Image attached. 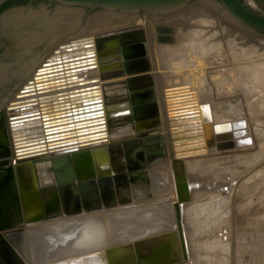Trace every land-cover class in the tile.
<instances>
[{
	"label": "bare ground",
	"instance_id": "obj_1",
	"mask_svg": "<svg viewBox=\"0 0 264 264\" xmlns=\"http://www.w3.org/2000/svg\"><path fill=\"white\" fill-rule=\"evenodd\" d=\"M192 5L186 6L190 7L189 9L182 10L186 8L183 7L159 16L161 17L159 18L160 26H157L155 19L150 18L139 22L138 17L122 16L118 18V22L124 24L99 29L105 25L107 19L100 17L94 20L93 17L94 21L90 23L91 26L83 33L58 42L49 52L45 51L41 60L36 62L34 70L28 69L27 65L19 66V69L14 70L15 73H20L28 69L30 76L10 100L0 105V110L4 112L3 124L9 145L8 156L11 162H15V165L20 168L18 172L21 183L23 184L22 176L28 170L32 174L31 185L41 189L52 187L50 160L55 157L69 156L74 180L91 182L96 186L97 193H99L100 183H104L109 196L104 201L101 199L94 201L100 207L95 210H81L77 213L63 215L57 209L53 212L54 215L38 220L32 219L37 213L38 206L25 205L24 213H22L24 224H20L18 234L10 237L8 241L20 255V261L12 253L7 252L10 247H5L2 251L9 258L10 264H109V261L117 263L119 258L130 259L129 264H134L136 259L140 264H157L149 261L152 254L162 257L165 250L170 251L174 257L163 264H229L226 261L230 254L226 244L228 242L223 243L220 239L217 240L216 235L220 234L217 228L228 224L229 209L227 206L223 208L220 224L217 222L219 219L216 221V214L221 212L219 208L230 200L231 195L234 198V194L238 192L237 188H233L234 192L231 189L236 173L233 179L229 175L231 174L229 171L236 168L233 167L234 164L237 165L238 162L244 164L242 166L239 164L242 170L240 166L238 167L239 171H242L240 181L251 188H249L250 193L253 187L260 186L264 182V173L261 170L263 165L262 168L259 166L258 170L254 168L255 171L251 170L264 158V112L259 113L256 107V113L251 109L252 107L250 111H247L250 112L248 117L252 115L253 120L258 122L254 124L251 118L252 122L243 118V113L240 114L243 110L241 111L238 106L228 109V105L225 106L226 103L220 104V98V102L217 101L219 104L216 103L217 106H215L209 103L212 98L207 99V102L206 97H210L201 95L207 86L210 89L216 86V82L213 85L211 78L220 74V67L215 65V67H210L211 62L208 61V56L224 50L229 53L230 57L236 48L245 52V49L249 47L245 42H248L250 37L245 33H237L235 23L224 12L219 11L218 8L217 10L215 5L204 2ZM38 15L32 19L21 11H14L0 17L2 31L7 33L18 29L21 31L20 35L23 31L27 33L26 36L21 35L19 39L22 49L27 53L34 54L40 50L47 39L45 33H35L29 27L36 25V21H39ZM138 23L144 24L148 31L147 42L150 46V59H153L152 66L147 61L149 66L147 72L131 75L117 74L120 68L115 61V55L111 51H98L95 40L99 35L109 31L117 32L127 27L136 29ZM154 25L168 30V32L160 33L163 39L158 41L168 42V44H159L156 40L154 44L155 36L152 29ZM93 27L97 30L92 31ZM170 34L171 37L168 36ZM258 41H260L257 43L258 49L263 50L264 40L258 39ZM256 52L255 54H258ZM246 53L251 54V50ZM263 54L260 55L263 56ZM75 60H78L80 64L61 68L62 75L46 74L52 71L37 74L38 69H52L57 64L71 63ZM261 64L255 65L254 63L253 65L260 67ZM262 65L264 66V63ZM263 66H261L263 69L260 67L261 71L257 70V72L254 68L255 71L252 72L251 78H248L251 80L249 81L251 88L250 85H246L250 89L249 92H252V95L249 93L252 100L260 98L257 102L254 100L256 103L259 102L260 111L264 110ZM5 67L0 66V76L12 70L11 67ZM77 68L80 71L76 72ZM71 69L73 71H70ZM143 75L151 76L154 81L161 83L162 97L157 104L152 92V108H154L152 115L149 113L150 115L145 118L134 120L127 102L123 104L117 101L125 97L126 92L128 93L123 83L125 79ZM36 77L39 78L34 80ZM107 78L114 80L101 82L102 79ZM194 79H197L198 84L194 82L197 86L192 83ZM79 83L83 85L79 86ZM35 84H40L38 85L40 87L32 88ZM112 84L116 86L104 89L105 86L111 85L112 87ZM27 88H32V90L28 89L26 93L19 92ZM81 88H89L83 90L85 96L81 98L85 101L92 96L98 99L90 103L92 105L90 107H96L93 109L94 115L82 118L84 125L81 127L83 133L80 135H85V137L73 139L68 135V132H74L75 129L68 127L70 122L41 126V115H58L61 109L58 108L60 102L57 100L67 98L71 91ZM111 95L115 97L109 100ZM31 99L37 100L38 104L28 106ZM252 100L250 105H254ZM111 101H114V104H110ZM256 103L255 106H257ZM238 110L241 112L238 113ZM117 112L126 114L111 117ZM29 113L35 114L25 115ZM22 114L24 115L20 117ZM247 121L250 125L253 123V129L249 128ZM152 128L161 130L167 142L168 151L163 158L154 160L148 165L146 178L138 179L136 183L131 180L133 181L131 186H138L128 190L131 203L113 207L115 205L112 181L114 177L100 176V178L97 172H86V167L89 165L96 169L95 166L99 163H109L108 156H118L122 152L121 144H113L114 139ZM46 131L49 133L46 134ZM108 142H110L109 146H107ZM109 149H113V152ZM71 151H77L78 155L68 153ZM98 152H102V157H95ZM254 157H258L257 160ZM123 169L120 168V174L124 173ZM179 178H184L186 184V196L181 199L175 188L176 180ZM253 193L256 194L255 189ZM259 194L261 196V193ZM245 196L242 197V201H238L239 204L236 203L244 212L246 211L244 208L250 204L248 203L249 198H252L248 195L244 199ZM107 199L108 206L101 207ZM247 214L243 218L244 221L240 222L242 223L240 224L241 229L246 231V234L248 230L251 232L250 230L256 223L252 225L251 220L256 219L250 220L252 215L247 216ZM6 215L4 219L8 218V222L12 224L19 220L15 212H9ZM261 219L263 223L264 219ZM258 230L252 231L257 232ZM203 231L208 237L207 239L205 237L204 241L199 240L197 236V233L202 232L203 234ZM211 233L213 235L209 237ZM257 235L255 233L256 237ZM250 237L247 239L252 241ZM243 239L246 238L243 237ZM242 240L240 239V242ZM238 245L241 248L243 244ZM115 246L119 247L110 254L107 253L108 249ZM253 247L259 248L258 246ZM0 258L3 259L2 254Z\"/></svg>",
	"mask_w": 264,
	"mask_h": 264
},
{
	"label": "rangeland",
	"instance_id": "obj_2",
	"mask_svg": "<svg viewBox=\"0 0 264 264\" xmlns=\"http://www.w3.org/2000/svg\"><path fill=\"white\" fill-rule=\"evenodd\" d=\"M242 1L254 13H256V14H264V0H242ZM203 2L207 3V4L209 3L212 6L215 5L214 7H216V9L218 8L219 11H222V12H224L227 15V13L223 9H221L220 5L215 0H192L190 2V5L193 4L192 6H195L196 4L203 3ZM4 4H5V6L0 9V17H2L5 14H8L10 12H14V11H21L27 17H32V19L37 14H39L38 15L39 16L38 17L39 21H36V23H35L36 25H31L29 27L31 29H33L35 33H42V34L45 33L47 35V39L43 43V45L40 48V50L36 51L34 54L32 52L27 53V52H25L24 49H22L21 42L19 40L21 35L26 36L27 33H25V31H23L22 34L20 35L21 31H18V29H15V30H12V31L10 30V31H8L6 33L5 31H2V27L0 25V66H2V67L6 66L7 68L11 67V69H12V70H9V72H7L6 74L0 76V105H4L6 103V101L10 100L11 97H13V95H15V93L18 91V88L21 86V84H23L24 81L27 78H29L30 72L29 73L27 72L28 69L32 68V70H34V68L36 67L35 66L36 62L39 59L41 60V58L45 55V51L49 52L53 48H55V46H56V44L58 42L66 41V40H68L69 38H71L73 36H77V35L83 33L84 30L88 29L91 26L90 23H92V21L97 20L100 17H103V19L106 18L107 21L105 22V25L102 28H99V29H107V28H111V27H115V26L118 27V25L120 26V25L124 24L122 22H118V18L122 17V16L138 17V19L140 20L139 22L145 21L146 19H150L151 18V19H153V20L155 19V21H157V23H156L157 26L161 25L160 24L161 22L159 20V18H161V17H159L157 15L146 17L144 15V13H142V12L141 13L139 12L136 15H130V14L128 15V14L121 13V12H118V11H110V12L106 11L105 12L103 10H89V9L81 8V7L63 6V5L47 3V2H44V1H38V0L26 1V2H21L20 0H8V1L4 2L2 5H4ZM189 8L190 7H186L184 9H182V10H186V9H189ZM92 18L94 20H92ZM115 19H116V21H115ZM115 22H118V23H115ZM139 25H141V26H139ZM235 25L237 26V30H236L237 33H245L246 35H248L250 37L249 41L245 42V44H246V46H249L248 48H249V50H251V54L247 55L246 52L249 51L248 48L245 49V52L244 51L242 52L240 50V48H238V49L236 48L235 49L236 51L234 50V52H233L234 55L230 54V57H229V53H226L227 51L225 52L224 50L219 52V53H216L215 55H214V53H212L211 56H208V61L211 62L210 67H212L214 65L216 67H220L219 68L220 71L218 70L220 74L219 75H215L214 77L211 78L212 83L214 82L213 85L216 82V84H215L216 86H213V89L212 88L210 89L207 86L206 90L208 92L205 89H203V92L205 93V95H204L203 92H201V95L210 97V98L206 97V100L207 99L209 100V99L212 98V100H209V103H212L215 106H217L216 103L219 104L217 101L220 102V100H221L220 104L222 102L226 103V105L225 104L224 105L226 107L228 105V107H229L228 109H230V107L234 108V107L238 106L241 111L243 110L242 112L238 110V113H240V112H241L240 114L243 113L242 115H244L243 118H245V120L247 119V120H249V122L253 121V123L255 122L254 124H257L258 122L253 120L254 118H252V115H251V117H248L250 112H247V111H250L251 107H252L251 109H253V111L255 113H256V110L259 111V113H263L264 110L260 111L259 108H258V103L259 102L256 103L257 101H259L260 98H258V99L256 98V100L254 99L256 102L254 100H252V98L250 96V94L252 95V92L251 91L249 92L250 89H248L249 87L251 88V85L249 83V81L251 82V80L248 79V78H251L252 72L255 71V69H256L255 72H257V70H260V67L263 66L262 64L264 63V59H263L264 58V54H263L264 53L263 52L264 49L263 50L258 49V44L257 43L260 42V41H258V39L264 40V33L258 32V31H251V30L243 29V28L239 27L236 23H235ZM155 27L156 26L154 25V27L152 28L154 36H155V38L153 39L154 44H156L155 40H156V35H157L156 32H155ZM137 29H140V31L142 32V37L144 39L142 41V44H144V51L146 53V60L152 66V62L151 61H153V59H150V57H151V55H150V46H149V44L147 42L148 38H149V35H148V31L145 28V25L141 24V23H138V28H136V29L127 27V28H123V29H119V30L123 31V30H137ZM95 30H97V29L93 27L92 31H95ZM162 35H164V34H162ZM168 36L171 37V34L168 35ZM256 38H257V40H256ZM149 42L151 44V40L150 39H149ZM157 43H159V44H168V42H157ZM254 48H255V50H254ZM151 50H152V46H151ZM257 50H259V51H257ZM194 51L196 52L197 50L195 49ZM255 52L258 53V54H255ZM260 52H262V53H260ZM260 54L261 55L263 54V56H261ZM232 55H233V58L231 57ZM254 63H255V65L256 64L260 65L261 63L262 64L259 67V66L253 65ZM248 64H250V65H248ZM24 65H27L28 69H26V70H24V71H22L20 73H15L14 72L15 69H17V68L19 69V66H24ZM251 65H252V67H250ZM261 69H263V68L261 67ZM247 75H250V76H247ZM216 78H218L219 80L216 79ZM109 80L112 81L114 79H108V78L105 79V80L102 79L101 82H108ZM147 80H148V83L150 84V86L152 88L150 90V95L152 94V92L154 93L153 95H155V102L158 104V101L162 97V85H161L160 82L154 81L151 76H149V78ZM208 80L210 81V77H209ZM208 80H207V82H208ZM195 81L198 84L197 79H194V81H192V83H193L194 86H197L196 83H194ZM246 85H250V86L248 87ZM115 86H116L115 84H112V87H111V85L110 86H105L104 89L113 88ZM245 86H246V88L248 87L247 90H246ZM215 90L218 92V95H217V92ZM206 92L209 93V94H207ZM126 94H127V92H126ZM143 96H145V95H143ZM114 97L115 96H112V95L109 96V100L114 99ZM224 97H226V98H224ZM134 98L138 99V97H134ZM219 98H220V100H219ZM250 99L252 100V104H254V105H250V103H251ZM208 100H207V102H208ZM210 101H213L214 103L210 102ZM248 101H250V102H248ZM113 102L114 101H111L110 104L111 103L114 104ZM255 103H256L257 106H255ZM244 106L246 108H244ZM209 107H210V105H209ZM255 107H256V110H255ZM153 109L154 108H152V107L146 108L145 109L146 110L145 116H146V114L150 115L152 113ZM244 109H246V110H244ZM246 112L248 113V115L246 114ZM232 117H235V116H232ZM240 117H242V116H240ZM250 118L252 119V121H251ZM3 120H4V112H3V110H0V126L3 129V134H4L5 138H6L7 150H8L7 154H9L8 139H7V134H6V131H5L4 124H3ZM262 120H263V118H262ZM249 122H248V125H250ZM253 123H251L249 128L252 127V129H253V127H254ZM1 127H0V129H1ZM156 138H157V143L156 144L155 143H151V146L148 149V151H144L143 149L136 148V149H134L131 152L130 158L134 162L133 166H138V168L136 170L140 173L139 175H140V177L142 176L141 177L142 179L146 178V176L148 175V173H146L148 165L154 160L163 158V156H165L167 151H168L167 142H166L163 134L161 133V130H159V129L157 130ZM114 140L115 141H114L113 144L121 141V140H119V138L118 139H114ZM124 140H125V138H124ZM109 145H110V142H108L107 146H109ZM253 148L257 149L255 147H253ZM109 151L113 152V149H109ZM121 151H122V149H121ZM254 151H256V150H254ZM101 153L102 152H98L97 156H95V157L96 158L97 157L98 158L102 157ZM122 157H123V151L118 156H116V155L111 156V157L108 156L109 162L113 161V163H115V168H117V170H119V167L120 168L122 167V163H121ZM256 158H258V157H254V159H256ZM260 161L261 162H258L257 164L254 165L255 167L252 165L253 167H252L251 170L255 171L256 169L257 170L259 169V166L260 167L262 165L264 166V158H262V160H260ZM238 163L241 166L244 165L243 163L242 164L240 162H238ZM239 164H237V165L234 164L233 165V167H236L237 170H236V168H234V170H232L233 167L231 165V167H232L231 170L232 171H229V173H231L232 175L227 173V174H229L232 177V179H233L234 174L236 173L235 176H234L235 177V182L233 183V187H231V189L233 190V188L234 189L237 188L238 192L235 193L236 196L234 194V198H232L233 195H231V198L229 200V201H231V203L229 201L224 203L223 207L219 208L221 212L219 211L220 213L216 214L217 215L216 216L217 217L216 221L219 219L217 222L220 224L221 219H222V217L220 218V216L223 215L222 210H223V208L225 206L228 207L229 213H230L229 214V218H228L229 219L228 224L226 226H222L221 228L220 227L217 228L218 230H220V231H218V232H220V234L219 233L216 234L218 236L217 240L220 239L223 243L228 242L226 244L228 246L227 248H228V251H229L230 254H228V257H227L226 261L229 262V264H264V225H262V224H264V221H263V223H261L262 222L261 218L264 219V182L260 186L253 187L252 188L253 190H251L252 193H250L249 192V188L250 187L245 186L243 184V182L240 181L241 176H242V175L240 176V174H241L242 171L240 172L239 170L240 169L242 170V167ZM10 165L11 164H10V159H9V166ZM101 167H103V166H101ZM238 167L240 169H238ZM115 168H113V169H115ZM102 170H105V169H100V171H102ZM261 170L264 173V167ZM95 171H96V169L93 166H89L88 165L86 167V172L93 173ZM118 173H119V171H118ZM118 173L117 174L113 173V175H118ZM227 174L225 176H227ZM238 178H239V180H238ZM239 181L242 182V183H240ZM134 187H138V186L126 185L122 189L123 196H122L121 201H117V198L115 197L116 198L115 199L116 202H115V205L113 207H115V206H120L121 207L122 205L124 206V205L130 204L131 200H130V197H129V193H128L129 191L128 190H129V188H134ZM113 189H114L113 192H114V196H115L116 190H115V188H113ZM139 189H142V188H139ZM254 189H255V193H256V190L258 189L257 190L258 192L256 194L253 193ZM232 192H234V190ZM247 193H249V194H247ZM259 193H261V196H260ZM244 195H246L244 199H246L248 195H250L249 197L252 196V198L248 197L249 200H250V202H248L250 204L247 206L248 209L244 208V210H246L245 211L246 213L243 210H241L239 208L240 206L238 205L240 200L241 201L243 200L242 197H244ZM253 196H255V197H253ZM258 200H259V203H258ZM13 201L14 200H11V205H12V203H14ZM233 201H234V203H232ZM236 203H238L237 204L238 207H236L237 206ZM11 205H10V207L8 209V213L9 212H15V213H17V216H18V212L14 211L15 209H14L13 206L11 207ZM26 205L27 206L28 205H31V206L32 205H36V206H38V201H37L36 197L33 196V195H31L30 197H27ZM250 206H251V208H250ZM238 209H240V210H238ZM241 211H243V212H241ZM246 214H247V216L252 215V217H253V215H257V216H254L253 218L252 217L249 218L250 220L251 219H254V220L256 219L257 220V221L256 220L255 221L251 220L252 225H253V223L256 222L254 224V226L258 227V228L255 227V229H254V226H253V229L250 230L253 234L251 232H248L249 230L247 231V234H246V231H242V229H241L242 227H241L240 224H242V223H240V222L244 221L243 218L246 217ZM18 219H19V216H18ZM3 220H4V218H3ZM258 222H260V223H258ZM28 223H31V222H28ZM3 224H8L6 226L9 227V226H12L13 224H17V222L12 224V222L10 223V222H8V220H6ZM21 224H24V223H21ZM222 228H223V230H222ZM227 228H228V230H227ZM256 229L257 230L259 229V230L257 232H255V231L253 232L252 231V230H256ZM221 232H223V233H221ZM242 232H244V233L242 234ZM255 233H256V235H257V233L259 235H257V237H256ZM205 235H207V234L204 231H203V234H202V232L197 233V236H198L199 240L203 239V241H204L205 237H206L205 239H207L208 237L205 236ZM211 235H213V234L211 233L208 236L210 237ZM244 235H246V236H244ZM250 235H252L251 236L252 238L250 237ZM243 237H245L246 239L250 237L251 240L253 239L252 240L253 242L250 241V239H247V240L243 239ZM226 238H228V239H226ZM230 238H231V240H230ZM240 239L241 240L243 239V240L240 242ZM238 244H243V245H242L241 248H239ZM249 244H251V246ZM253 246H258L259 248L256 249ZM1 247H2V250L0 252L1 254H2V251L4 250L5 247H10V249H7V252L12 253L16 258H19L18 260L20 261L21 257L17 253V251H15V249L12 247L11 243L6 242V244H4V245L2 244ZM232 248H234V249H232Z\"/></svg>",
	"mask_w": 264,
	"mask_h": 264
},
{
	"label": "water",
	"instance_id": "obj_3",
	"mask_svg": "<svg viewBox=\"0 0 264 264\" xmlns=\"http://www.w3.org/2000/svg\"><path fill=\"white\" fill-rule=\"evenodd\" d=\"M8 0H0V6ZM34 1V0H27ZM44 1L47 3H53L63 6H75L86 8L89 10H103V11H118L125 14L136 15L137 13H144L146 17L149 16H162L176 10H179L183 7L190 5L192 0H38ZM223 9L227 15L236 23L239 27L251 30L258 31L264 33V14H256L250 8H248L242 0H215ZM155 32L157 34L156 41H160L163 39L160 36V33L168 32L167 29L161 27H155ZM142 32L140 29L137 30H123V31H109L105 34L99 35L96 40V48L98 51H111L113 55H115V61L119 66V72L117 74L121 75H131L136 73H143L149 71L148 62L146 60V53L144 51V44ZM68 52V51H66ZM63 54V53H61ZM78 60L73 61L71 63H63L57 64L52 69H39L38 73H42L44 71H52L50 73H46L48 75H62L61 68L72 67L73 65H79ZM60 70V71H56ZM70 71H73L71 69ZM76 72L80 71L79 68L75 70ZM72 73V72H69ZM43 75V74H41ZM38 75V76H41ZM36 77L34 80L38 79ZM148 75H143L139 77L127 78L123 82L127 87L128 91H131V84L137 82L148 81ZM40 84H35L32 88H39ZM79 86H82L83 83H79ZM32 88H28L32 90ZM92 88V87H90ZM89 88H81L78 90L71 91L67 98L58 99L60 106L58 107L60 110L59 114H54L50 116L41 115L40 119L42 120L41 126L57 124L62 122H70L68 124L69 128H75L74 132H68V135L72 136L74 139L85 137V135H80L83 133L82 118H88L94 115L93 109L96 107L92 106L90 103L95 102L98 99L94 96L88 97V101L82 99L81 97L85 96L86 90ZM152 89V88H151ZM90 96L89 94H87ZM39 100V99H38ZM69 100V101H68ZM127 105L130 108L133 119L145 118L146 108L152 107V96L145 95L142 98L138 97V99L131 97L128 95ZM42 102V100H40ZM52 102V101H51ZM31 106L34 103V99H31L28 102ZM27 104V103H26ZM42 104V103H40ZM124 104V103H123ZM25 108V107H23ZM91 110V111H90ZM40 111V109H39ZM62 111V112H61ZM126 114L123 113H115L112 114L111 117H118L120 115ZM22 114L20 117H22ZM30 115V114H25ZM149 116V115H148ZM19 120V119H18ZM26 122V121H25ZM85 123V122H84ZM73 130V129H72ZM85 132V131H84ZM48 134L49 132H45ZM48 139V138H45ZM68 153H72V155H78L77 151H71ZM80 157V156H78ZM11 170L13 169V180L14 187L16 191L15 195V203L17 204L19 214V220L17 224H13L12 226L1 228L0 229V238H2L5 242L9 241V238L13 235H17L19 231L20 224L24 222L23 215L24 206L26 205L27 197L31 195L35 196L38 201L37 213L32 218L33 220H38L46 217H50L54 215V211L57 209L60 210V213L63 215L77 213L81 210L90 211L95 210L99 205H96L94 201H98L101 199L104 201L105 198L109 196L108 191L106 190V185L104 183H100L99 193L91 182H80L75 181L73 177V170L71 167V159L69 156H60L55 157L50 160V165L52 169V178H53V186L41 189L36 188L33 184L27 187L24 183L21 184L20 175L18 172L19 167L15 165V162H11ZM30 183V182H29ZM28 183V184H29ZM30 185V184H29ZM176 193L178 197H185L186 184L184 182V178H179L176 180ZM53 198V212L49 215L43 216V212L45 209V204L48 200ZM108 204L104 203L101 207H106ZM38 217V218H37ZM22 220V222H21ZM119 247V246H118ZM118 247H111L108 249L110 254L111 251L116 250ZM119 258V257H118ZM117 258V259H118ZM130 260V259H129ZM126 258H119L117 263L121 262L122 264H129V261ZM134 264H140L137 259L134 260ZM116 262L109 264H117ZM1 264V263H0Z\"/></svg>",
	"mask_w": 264,
	"mask_h": 264
},
{
	"label": "flooded vegetation",
	"instance_id": "obj_4",
	"mask_svg": "<svg viewBox=\"0 0 264 264\" xmlns=\"http://www.w3.org/2000/svg\"><path fill=\"white\" fill-rule=\"evenodd\" d=\"M20 1L26 2L27 0H20ZM4 6H5V4L2 5L1 8H3ZM27 84L29 85L30 81L27 82ZM130 86H131V91H128V93L125 94V97L120 98L117 101L118 103H126L128 95L129 96L131 95V97H140V98H142L143 95H150L151 86L148 83V81L132 83ZM27 90H28V88L22 89L19 92H25L26 93ZM36 99L38 100V98H36ZM37 100L34 101L35 104L36 103L38 104L39 100L38 101ZM29 114H35V113H29ZM157 130H158V128H152V129L140 131V132H137L135 134H131V135H128L125 137H121V138H119V140H121V141L118 140L119 142L115 143V144H121V149L123 151V157L121 159V163H122V168H124L123 169L124 173H122V174H120V172L118 173V171L120 170V167H119V170H117V168H115V163H113V161H110L107 164L99 163L95 166L96 167L95 172H97L99 177L100 176L114 177L115 180L113 179L112 181L114 183V188L116 190L115 197L117 198V201H121L122 196H123L122 189L126 185H131V183H133V181H134V183H136L138 181V179H142L139 175L140 173L136 170L138 168V166H133L134 162L130 158L131 152L136 148H140V149H143L144 151H148V149L151 146V143H155V144L157 143V138H156ZM124 138H125V140H124ZM7 151L8 150H7L6 138L3 134V129L1 127V129H0V229L8 227V226H6L7 224H3L6 220H8V218L7 219L5 218L4 220H3V218L5 217L6 213H8V209L11 205V200H14L15 195H16V191H15V187H14L15 184H14V180H13V173L11 170V165H12L11 159H10L11 165L9 166V158H8L9 156L7 154ZM101 166H103V167H101ZM113 168H115V169H113ZM100 169H105V170L100 171ZM113 173H116V174L118 173V175H113ZM31 176H32V174L28 170H27V173H25L24 176H22L23 177V179H22L23 183L29 188L31 186V183H29L31 181ZM131 180H133V181H131ZM116 198H114V201ZM112 200H113V198H112ZM13 202L14 203H12L11 207L13 206L15 209L14 211L18 212V208L16 206L17 204L15 203V200ZM106 202H109L108 199L105 200V203ZM110 202H111V200H110ZM53 206L54 205H53V198H52L46 202L44 212L42 213L43 216L49 215L51 213V211L53 210V208H52ZM19 214L20 213L18 212V216H19ZM32 215H34V214H32ZM2 244L4 245V244H6V242L2 238H0V252L2 250V247H1ZM179 245H180V243H179ZM180 255H181V252H180ZM0 257H1V253H0ZM2 257H3V259L0 258L1 264H10L9 258L6 256L5 252L4 253L2 252ZM173 257L174 256L171 255L170 251L165 250V254H163L162 257H159V256L156 257L155 254L153 253L152 257L149 261L152 263L163 264V262H167V261L171 260Z\"/></svg>",
	"mask_w": 264,
	"mask_h": 264
},
{
	"label": "trees",
	"instance_id": "obj_5",
	"mask_svg": "<svg viewBox=\"0 0 264 264\" xmlns=\"http://www.w3.org/2000/svg\"><path fill=\"white\" fill-rule=\"evenodd\" d=\"M0 9H1V7H0Z\"/></svg>",
	"mask_w": 264,
	"mask_h": 264
}]
</instances>
